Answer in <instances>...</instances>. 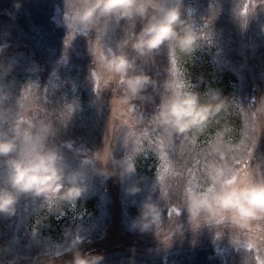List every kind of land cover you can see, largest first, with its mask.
Masks as SVG:
<instances>
[{
	"label": "rangeland",
	"instance_id": "obj_1",
	"mask_svg": "<svg viewBox=\"0 0 264 264\" xmlns=\"http://www.w3.org/2000/svg\"><path fill=\"white\" fill-rule=\"evenodd\" d=\"M49 2L51 14L45 23L37 20L38 25H32L23 37L18 35L20 40L8 52L6 47L0 48V60L5 63L0 68V87L8 94L0 105V113L19 117L25 125L49 123L54 130L50 144L59 149L68 170L84 168L88 192L75 209L66 208L64 217H53L47 223L43 220L46 211L41 201L22 197L15 217L0 218V248L8 249L5 264L13 258L14 264H40L45 260L64 264L71 259L70 253L58 254L77 238L84 250L105 249L114 229L121 235L135 236L136 241L132 247L126 246L131 244L127 241L122 243V252H102L103 264H264V222H253L249 229L241 231L226 222H189L181 211L186 191L202 188L207 179V164L218 159L210 154V144L222 127L196 134L195 143L191 133L173 135L169 141L164 130L152 120L163 98L160 92L156 95V90H149L150 99L133 104L124 99L115 83L105 85L97 81L88 52L92 37L77 36L71 41L60 25L63 0ZM251 3L253 14L242 17L241 0H185V14L187 17L191 12L204 35L197 50L198 59L205 54L210 57L206 64H212L203 87L220 93L217 86L224 72L236 81L230 95L220 93L226 109H230L229 115L239 118L241 129L235 143L225 140L229 146L226 157L237 169L264 177V115L259 121L251 119L253 110L264 99V91L250 95L246 90L248 85L253 87L256 66V75L264 82V60L257 52L262 41L264 0ZM2 26L5 29L0 35L8 36L10 30ZM110 27L112 39L123 35L120 26ZM150 65L152 76L160 81L159 90H164L163 80L170 79L166 51L154 60L139 62L137 70L147 71ZM9 66L11 71H7ZM179 70L185 84L195 85L194 90L201 92L202 82L187 78L181 67ZM204 75L202 69L194 73L196 78ZM108 153L117 159L132 157L136 174L124 181L117 177L105 181L83 164L93 156ZM132 183L143 189L135 197L124 191ZM149 195L164 213L158 226L141 234L130 229L137 214L133 201L138 204ZM116 238L119 243L120 236Z\"/></svg>",
	"mask_w": 264,
	"mask_h": 264
},
{
	"label": "clouds",
	"instance_id": "obj_2",
	"mask_svg": "<svg viewBox=\"0 0 264 264\" xmlns=\"http://www.w3.org/2000/svg\"><path fill=\"white\" fill-rule=\"evenodd\" d=\"M21 6L19 0H14L13 10L18 11ZM253 12L251 0H241L240 15L249 17ZM113 24L123 31L119 39L110 35ZM60 25L71 41L77 36L92 37L88 52L93 77L105 85L115 83L126 101L151 98L149 89L155 91L159 82L146 71H138L137 66L166 51L170 65V79L165 81L167 95L157 105L152 120L169 141L173 135L191 133L195 143L196 134L203 133L227 107L218 91L210 89L202 96L194 90L195 85L187 86L179 70L184 58L192 57L204 39L190 11L186 17L185 0H63ZM261 32L264 33V25ZM7 71H11V66ZM7 99L8 94L0 87V105ZM262 115L264 99L253 110L251 119L259 121ZM230 131L226 126L216 133L210 154L218 159L207 164L205 185L186 191L181 211L189 222H226L243 231L253 222H264V177H255L251 171L237 169L229 162L225 139ZM53 135L49 123L25 125L19 117L0 113V218L15 217L21 198L28 197L41 201L47 223L53 217H64L66 208L75 209L88 192L87 172L83 167L70 171L63 165L59 149L50 144ZM83 164L105 181L112 177L124 181L137 172L132 157L117 159L110 153L93 156ZM124 191L135 197L143 189L132 183ZM133 204L137 214L130 222L131 230L148 233L161 223L164 209L151 195ZM7 251L6 246L0 248V264H5ZM69 253L71 259L64 264H103L105 259L103 254L82 249L79 238L58 255ZM14 261L15 258L7 264Z\"/></svg>",
	"mask_w": 264,
	"mask_h": 264
},
{
	"label": "trees",
	"instance_id": "obj_3",
	"mask_svg": "<svg viewBox=\"0 0 264 264\" xmlns=\"http://www.w3.org/2000/svg\"><path fill=\"white\" fill-rule=\"evenodd\" d=\"M38 1V2H37ZM19 0V2L21 3V8L18 11L13 10V3L14 0H0V32H2L5 28L2 25H5L6 28L8 30H10V32H8V36H3L0 35V48L2 47H6L7 48V52H8V48H11L10 46H14L20 39H18V35H21V37H23V35L25 34L24 32H28L30 29V27L32 25H38L37 20L40 19L41 22L45 23L46 22V17H48L51 13H50V0ZM37 4V5H36ZM225 9V6H224ZM8 12H12V15H8ZM187 12V9H185V13ZM222 14V13H221ZM219 14V15H221ZM261 34V38L260 40V46H259V50L257 49V52L259 51V56H263V60H264V33H260ZM256 35V34H255ZM8 56V55H7ZM198 51L193 54L192 57L190 58H184V60L181 62L180 67L182 68V70H185L186 74H187V78H193L194 81H201L202 83H200V90H201V95L203 96V94L205 92H207L208 90L205 89L203 87V84L205 83V80H207V78L209 77V69L212 66V64H206L209 60L210 57H207L205 54L202 55V59L199 57V59H201V61L199 62L198 59ZM198 59V60H197ZM160 62V60H159ZM160 64V63H159ZM159 64L157 66H159ZM162 64V65H161ZM160 64V67L163 69L164 67V63L162 61V63ZM5 65V63L1 62L0 60V68H2ZM202 69L205 72V75L202 76V78H196L194 77V73L196 70ZM261 70V68H260ZM255 74H253V78H252V84L251 86H253L252 88H250V85H248L247 87V92L250 95H258V93H262L264 91V82L260 81L259 79V74L258 76L256 75L257 72V66L255 67ZM147 73L150 72V75H152V71H151V65L149 66V68L146 71ZM165 74V72H164ZM163 74V75H164ZM261 74V72H260ZM161 74L159 73V76ZM165 77V76H163ZM228 75L224 74L222 75L221 79L223 82L221 84V82L218 84L217 89L220 91V93L222 94H226V95H230L231 94V90L234 86H236V81L235 79H232V77L230 76V78H228ZM259 78V79H258ZM162 79V78H161ZM209 79V78H208ZM158 81V80H157ZM160 82V81H158ZM163 82H165V79L163 80ZM224 85H226L227 87H224ZM219 87V88H218ZM256 87H259L258 89H254ZM260 88H263L261 90H259ZM216 89V88H215ZM152 91V89H149ZM149 91V92H151ZM162 95H160L161 97H164L167 95L165 89L160 91L159 88L156 89V95L157 93H159ZM133 102V101H132ZM140 102V104H142L143 101H135ZM134 104V102H133ZM229 110V111H227ZM230 109H225L222 110L221 113L214 118V120L210 123V125L208 126V128L204 131L206 133H211L212 131L219 129V127H222V129L224 127H230L231 131L229 132L228 136L226 137L225 140L229 141V142H233L235 143L240 136V120L238 117H235L236 115H229ZM238 118V119H237ZM116 235L120 236V241L119 243H117V238ZM107 240H109L108 245L105 246V249H103L102 247H97V250L94 249H89V250H85V251H92V252H96L99 254H102V252L104 254H107L109 252L113 253V252H122V248L124 245H121L122 243H124L125 241L131 243V244H126V246L128 247H132L135 244V236L133 235H121L119 234L117 229L112 230L111 235H109V237L107 238ZM100 246V245H97ZM54 261V260H53ZM53 261H46L43 262H39L40 264H55ZM50 262V263H49ZM38 264V263H37Z\"/></svg>",
	"mask_w": 264,
	"mask_h": 264
}]
</instances>
